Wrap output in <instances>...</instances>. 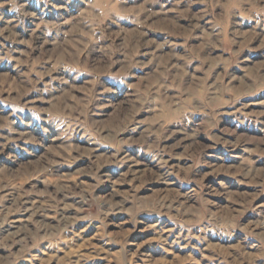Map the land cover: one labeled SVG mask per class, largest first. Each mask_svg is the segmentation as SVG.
I'll use <instances>...</instances> for the list:
<instances>
[{
    "label": "rangeland",
    "instance_id": "1",
    "mask_svg": "<svg viewBox=\"0 0 264 264\" xmlns=\"http://www.w3.org/2000/svg\"><path fill=\"white\" fill-rule=\"evenodd\" d=\"M0 264H264V0H0Z\"/></svg>",
    "mask_w": 264,
    "mask_h": 264
}]
</instances>
